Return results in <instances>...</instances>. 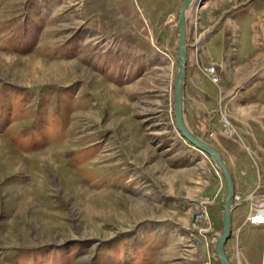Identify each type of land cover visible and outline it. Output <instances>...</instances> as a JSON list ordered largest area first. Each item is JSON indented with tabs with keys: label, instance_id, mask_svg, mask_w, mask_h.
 <instances>
[{
	"label": "rangeland",
	"instance_id": "1",
	"mask_svg": "<svg viewBox=\"0 0 264 264\" xmlns=\"http://www.w3.org/2000/svg\"><path fill=\"white\" fill-rule=\"evenodd\" d=\"M200 1L185 119L233 174L232 264H264V0ZM181 2L0 0V264H220L226 180L175 123Z\"/></svg>",
	"mask_w": 264,
	"mask_h": 264
},
{
	"label": "water",
	"instance_id": "2",
	"mask_svg": "<svg viewBox=\"0 0 264 264\" xmlns=\"http://www.w3.org/2000/svg\"><path fill=\"white\" fill-rule=\"evenodd\" d=\"M191 0H183L179 8V38H178V56L179 68L175 78L174 85V108L175 116L177 121V128L181 130L183 137L188 139L191 143L197 147L208 152L220 165V171L224 175L226 180V194L224 196L223 202V220H222V231L218 235L215 242V251L221 260V264H232L227 251L226 242L232 233V210L233 207L237 205V202L230 203V198L235 193V182L233 174L226 164V162L221 158L219 150L213 144L205 141L203 138L195 135L187 126L182 118V113L185 112V107L183 105L184 95L183 86L186 76V66L187 59L185 58V47L186 42V20L187 12H185L187 5Z\"/></svg>",
	"mask_w": 264,
	"mask_h": 264
},
{
	"label": "bare ground",
	"instance_id": "3",
	"mask_svg": "<svg viewBox=\"0 0 264 264\" xmlns=\"http://www.w3.org/2000/svg\"><path fill=\"white\" fill-rule=\"evenodd\" d=\"M196 0H191L190 2H189V4L187 5V7H186V10H185V12H187L188 10H189V8L191 7V5L195 2ZM202 1V0H201ZM201 1H200V3H199V5L201 4ZM182 2H183V0H182ZM182 2H181V4H182ZM180 4V5H181ZM180 8V7H179ZM179 20V19H178ZM178 25H179V23H178ZM186 42H187V20H186ZM186 48H187V45H186V47H185V58L187 59V54H186ZM178 63H179V61H178ZM179 68V67H178ZM186 69H187V66H186ZM178 72V71H177ZM177 75V74H176ZM176 78V77H175ZM174 105V104H173ZM183 105H184V102H183ZM184 107H185V105H184ZM174 108V107H173ZM185 113H186V111L184 112V113H182L181 115H182V118H183V120L185 121V123L187 124V122H186V119H185ZM174 116H175V108H174ZM175 123H176V128H177V121H176V116H175ZM188 126V125H187ZM188 128H189V126H188ZM190 129V128H189ZM177 130L181 133V130H179L178 128H177ZM191 130V129H190ZM192 131V130H191ZM181 135H182V133H181ZM196 135V134H195ZM182 137H183V135H182ZM183 138H185V137H183ZM202 138V137H201ZM186 139V138H185ZM188 140V139H187ZM189 141V140H188ZM189 143L191 144V145H193L194 147H196L197 149H199L200 151H202V152H204V153H206V154H208L212 159H213V161L215 162V165L218 167V168H220V165H219V163L208 153V152H206L205 150H203V149H201V148H199V147H197L196 145H194L193 143H191L190 141H189ZM218 149V148H217ZM219 150V149H218ZM219 153H220V155H221V158L225 161V159L223 158V156H222V154H221V152L219 151ZM226 162V161H225ZM226 164H227V162H226ZM228 165V164H227ZM228 167H229V165H228ZM220 170V169H219ZM221 172V171H220ZM222 174V173H221ZM223 175V174H222ZM224 176V175H223ZM225 194H226V192H225ZM235 194V193H234ZM225 196V195H224ZM234 202V195L230 198V203L232 204ZM255 203H257V204H264V198L263 199H260V200H258V201H256ZM235 207V206H234ZM233 207V208H234ZM252 217H257V222H260L261 221V217H258V216H252ZM217 254V253H216ZM218 256V255H217ZM218 259H219V262H220V264H221V260H220V258L218 257Z\"/></svg>",
	"mask_w": 264,
	"mask_h": 264
},
{
	"label": "crops",
	"instance_id": "4",
	"mask_svg": "<svg viewBox=\"0 0 264 264\" xmlns=\"http://www.w3.org/2000/svg\"><path fill=\"white\" fill-rule=\"evenodd\" d=\"M185 111H186V109H185ZM230 168V167H229Z\"/></svg>",
	"mask_w": 264,
	"mask_h": 264
}]
</instances>
